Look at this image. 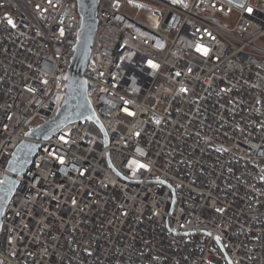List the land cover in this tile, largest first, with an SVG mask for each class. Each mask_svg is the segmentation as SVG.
Instances as JSON below:
<instances>
[{
  "label": "built area",
  "instance_id": "obj_1",
  "mask_svg": "<svg viewBox=\"0 0 264 264\" xmlns=\"http://www.w3.org/2000/svg\"><path fill=\"white\" fill-rule=\"evenodd\" d=\"M140 1L100 0L97 120L39 142L0 264H264V0ZM82 22L76 0H0V181L56 115Z\"/></svg>",
  "mask_w": 264,
  "mask_h": 264
},
{
  "label": "water",
  "instance_id": "obj_2",
  "mask_svg": "<svg viewBox=\"0 0 264 264\" xmlns=\"http://www.w3.org/2000/svg\"><path fill=\"white\" fill-rule=\"evenodd\" d=\"M76 1L83 22L72 59L66 93L56 115L27 134L26 139L17 147L7 165V174L0 187V232L3 215L18 184V177L24 176L34 155L41 147L39 142L54 137L70 124L87 119L97 120L88 99L85 74L98 28L97 13L100 0ZM234 1L240 2L241 0Z\"/></svg>",
  "mask_w": 264,
  "mask_h": 264
},
{
  "label": "rangeland",
  "instance_id": "obj_3",
  "mask_svg": "<svg viewBox=\"0 0 264 264\" xmlns=\"http://www.w3.org/2000/svg\"><path fill=\"white\" fill-rule=\"evenodd\" d=\"M122 3L124 12L130 17L140 18L141 14L145 12L140 0H122ZM40 123L41 120H37L35 126Z\"/></svg>",
  "mask_w": 264,
  "mask_h": 264
},
{
  "label": "snow or ice",
  "instance_id": "obj_4",
  "mask_svg": "<svg viewBox=\"0 0 264 264\" xmlns=\"http://www.w3.org/2000/svg\"><path fill=\"white\" fill-rule=\"evenodd\" d=\"M230 2H231V0H230ZM238 6H239V7H244L243 4H240V5H238ZM247 11H248L249 13H251V12L253 11V9L248 8ZM7 23H8V25H10V26H12V27H15L14 22H13L10 18L7 20ZM196 51L202 53L203 55H207L209 50H208L207 48H201L200 46H197ZM149 63H150V66H151V67H154V68H155V67H158L157 65L151 64V62H149ZM177 75H179V73H177ZM129 115H132V113H129ZM62 139H63V137H62ZM61 163H63V158H61ZM136 167H137L138 169H139V168H144L145 165L142 164V163H138V164L136 165ZM3 183H4L3 181H0V184H3Z\"/></svg>",
  "mask_w": 264,
  "mask_h": 264
}]
</instances>
